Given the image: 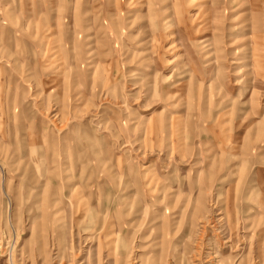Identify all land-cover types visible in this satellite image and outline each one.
<instances>
[{
	"label": "rangeland",
	"instance_id": "rangeland-1",
	"mask_svg": "<svg viewBox=\"0 0 264 264\" xmlns=\"http://www.w3.org/2000/svg\"><path fill=\"white\" fill-rule=\"evenodd\" d=\"M0 264H264V0H0Z\"/></svg>",
	"mask_w": 264,
	"mask_h": 264
},
{
	"label": "bare ground",
	"instance_id": "bare-ground-1",
	"mask_svg": "<svg viewBox=\"0 0 264 264\" xmlns=\"http://www.w3.org/2000/svg\"><path fill=\"white\" fill-rule=\"evenodd\" d=\"M71 190L73 191V193H75V192H74V191H75L74 189H71ZM90 210H91V208L89 209V211H90Z\"/></svg>",
	"mask_w": 264,
	"mask_h": 264
}]
</instances>
